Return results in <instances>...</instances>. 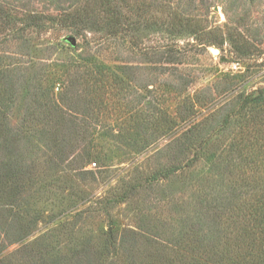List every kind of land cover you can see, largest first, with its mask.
Returning a JSON list of instances; mask_svg holds the SVG:
<instances>
[{"label":"rangeland","instance_id":"rangeland-1","mask_svg":"<svg viewBox=\"0 0 264 264\" xmlns=\"http://www.w3.org/2000/svg\"><path fill=\"white\" fill-rule=\"evenodd\" d=\"M3 1L16 27L0 34V109L11 105L18 125L31 106L39 117L28 123L39 132L15 161L31 178L24 198L8 202L2 193L15 196L17 185L0 182V212L14 203L16 228L30 231L25 244H8L0 227L2 264H44L48 253L64 262L87 248L96 264H151L147 254L158 249L144 238L172 247L201 202L229 186L223 172L231 183L263 187L254 150L264 142V100L256 98H264V0H113L131 22L140 14V49L129 37L70 24L66 14L92 0ZM30 13L45 17L41 29L26 25ZM193 16L195 26L186 25ZM170 54L185 63H164ZM123 64L133 65L128 79ZM138 76L155 82L153 91L137 88ZM33 83L35 95L25 87ZM49 104L74 116L62 119L69 146L57 167L47 162L56 121ZM12 138L15 151L24 141Z\"/></svg>","mask_w":264,"mask_h":264},{"label":"trees","instance_id":"trees-1","mask_svg":"<svg viewBox=\"0 0 264 264\" xmlns=\"http://www.w3.org/2000/svg\"><path fill=\"white\" fill-rule=\"evenodd\" d=\"M4 3L3 0L0 1L1 35L7 33V31L14 30L16 27L11 10H8ZM91 3L92 4L86 2L83 8H74L73 11L66 14V19H70V24L77 31H82L87 28H98L99 31H104L114 39L118 37H129L130 43L134 45L136 49H140V35L142 31L140 28V14H136L135 17L137 20L131 22L125 13L116 7L113 0H92ZM96 4L99 8H97ZM195 17L196 16H193L186 25L195 26V23L193 24ZM43 18L45 17L42 16V14L30 13L27 15L25 22L28 26H35L41 29L45 23ZM188 31L194 30H191L189 27ZM178 33L182 32L178 31ZM164 63L184 64L185 62L182 58L170 54L165 58ZM132 68L133 65L123 64L119 70L121 74L128 79L133 72H127L126 69L132 70ZM137 69H140V67ZM96 74L98 75V73ZM100 75H102V73ZM106 75L107 74H105V79L102 80L103 83L101 84L104 89L105 87L111 86L108 82L110 78H106ZM92 77H94V75H92ZM138 79V83L134 84L137 88L146 90V92L153 91V89L149 87L150 85H155V82L143 77H139ZM94 83L91 85H94ZM25 87H29L31 91L33 90L32 87L37 88L34 83L31 85L27 84ZM18 89L19 87H15V89L9 90L12 91L10 98L14 100V102L18 101L20 98ZM32 93L35 95L37 89H35L34 92L32 91ZM66 93L63 92L61 97H59L65 104H67ZM262 96V94L257 95V101L260 98L264 100ZM50 106L51 108L48 110L47 114L56 119V121L50 125L49 128L50 135L48 138L51 145L50 151H53V153H51L52 156L47 159V162L50 163L49 167H57L60 165V160L62 159L59 158L58 160L59 154L63 153L69 146L68 136H65L66 134H64L63 131L62 124L64 122L62 119H69L70 122V119L72 120V115L69 118V112L63 108V105L51 104ZM11 107L12 106L9 105L8 110L0 109V153H4L2 156L0 155V182L4 186V189L10 187V183L17 185L18 193L15 196H11L10 194L8 196L3 194V192L2 197H6L8 202H20V200L24 198L23 191L27 189V184L31 183V178L23 179L22 176L25 174V167L16 166L15 161L20 159L25 160L27 142H30L32 136L36 134V132H39L35 131V127L28 122L30 119L38 118L39 115L31 106H26L21 122L18 125H12L9 120V108ZM105 109L106 106L104 105L103 110ZM162 111L164 112V110ZM147 114L148 113H146V116ZM162 118L163 117L160 115L159 119ZM83 127L86 129L85 126ZM41 131L48 134L45 128H42ZM12 137L18 140L20 138L21 142L24 141L20 146L18 143L15 151H11L9 146V141L13 139ZM201 144L203 143L201 142ZM255 146L254 143H250L249 149ZM204 148L205 147H200V149H202L201 152ZM257 149L258 147L254 150V158L264 166V142L261 144V151L259 150L258 152ZM93 154V152L88 154V157L83 160V163L91 159ZM95 157L98 158V153H96ZM240 157V162H246L247 158L244 157V155H240ZM17 168L19 169L18 173L20 178L15 181V184L13 176L17 175ZM230 178L231 177H228L224 172L222 173L221 179H226L229 184V186H227L228 188L226 187L222 192L220 189H214L212 201L206 204H204L203 201L201 202V206L197 208L198 210L194 213L195 217L193 216L187 234L177 237L175 241H173L174 244L172 247L168 244H163L158 238H144L146 242L156 243L158 249L154 253L147 254L151 264H264V184L262 188L259 187L261 186L259 184L255 187V183L252 184L248 182V184L246 181H244V185H238L235 182L231 183ZM257 183H259V181H257ZM10 204L14 206V203ZM13 206L5 207L3 211L6 213L4 214L0 212V227L8 244H25L26 240L29 238V226L27 223L22 227L16 228L17 223L12 212ZM234 208H237L236 212H233ZM23 210L26 216H28V211L26 209ZM25 214L24 217H26ZM1 252L2 249H0V253ZM63 258L65 257L55 255L54 253H48L44 259V264H96V255L91 253L88 248L68 256L67 261L63 262ZM0 264H2L1 257Z\"/></svg>","mask_w":264,"mask_h":264},{"label":"water","instance_id":"water-1","mask_svg":"<svg viewBox=\"0 0 264 264\" xmlns=\"http://www.w3.org/2000/svg\"><path fill=\"white\" fill-rule=\"evenodd\" d=\"M71 41L74 43L75 42V39L74 38H71ZM213 52H218V49H213Z\"/></svg>","mask_w":264,"mask_h":264}]
</instances>
